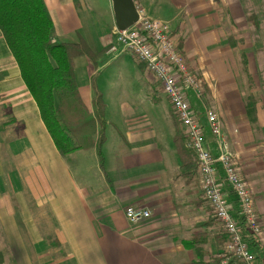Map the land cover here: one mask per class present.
Here are the masks:
<instances>
[{"label": "crops", "instance_id": "0c3cea01", "mask_svg": "<svg viewBox=\"0 0 264 264\" xmlns=\"http://www.w3.org/2000/svg\"><path fill=\"white\" fill-rule=\"evenodd\" d=\"M44 1L54 40L82 38L98 55L93 62L74 59V69L86 108L93 111V77L106 104L105 172L96 149L59 153L0 30V229L12 250L20 245L13 252L17 264H210L226 236L203 199L196 157L186 151L184 129L160 85L131 54L109 53L116 28L112 1L106 17L96 11L99 0ZM134 3L148 18L171 23L182 54L204 80L203 100L190 92L189 101L204 125L206 110L221 117L226 139L248 169L262 228L254 264H264V171L246 155L252 128L231 77L218 3ZM160 95L166 109L159 108ZM205 135L218 156L207 127ZM224 189L237 213L235 197ZM131 206L148 209L151 217L130 223L125 210Z\"/></svg>", "mask_w": 264, "mask_h": 264}, {"label": "built area", "instance_id": "2783aa9c", "mask_svg": "<svg viewBox=\"0 0 264 264\" xmlns=\"http://www.w3.org/2000/svg\"><path fill=\"white\" fill-rule=\"evenodd\" d=\"M139 21L131 28L114 31V43L109 53H128L142 62L148 74L158 83L169 101L171 110L185 132L189 149L197 160L199 184L203 199L226 236L221 252L223 264H254L255 255L241 232L238 216L250 232L262 234L256 210L255 196L250 183L242 174L238 157L226 139L217 114L206 110L203 116L192 108L190 92L202 100V85L192 75L188 65L176 51L171 27L163 21L150 19L139 13ZM206 127L214 139L218 156H214L205 135ZM224 187L235 197L238 212L234 213ZM128 221L139 224L151 217L143 207L131 206L125 210Z\"/></svg>", "mask_w": 264, "mask_h": 264}, {"label": "trees", "instance_id": "16d2710c", "mask_svg": "<svg viewBox=\"0 0 264 264\" xmlns=\"http://www.w3.org/2000/svg\"><path fill=\"white\" fill-rule=\"evenodd\" d=\"M0 30L59 153L69 156L78 151L96 149L100 168L105 172L102 149L106 142V104L93 77V111L86 108L74 69V59L86 57L93 62L98 55L83 39L77 43L54 40V24L44 0H0ZM241 57L245 73L252 80L247 57L244 53ZM245 110L250 124L256 128L258 102L253 95L245 98ZM186 151L195 156L193 150L188 148ZM238 221L244 239L252 250L259 251L258 237L239 216ZM3 263L0 252V264ZM210 264H223L221 256Z\"/></svg>", "mask_w": 264, "mask_h": 264}, {"label": "rangeland", "instance_id": "374dc122", "mask_svg": "<svg viewBox=\"0 0 264 264\" xmlns=\"http://www.w3.org/2000/svg\"><path fill=\"white\" fill-rule=\"evenodd\" d=\"M216 1L218 3L217 7L221 11L222 24L224 26L223 30L225 34L224 39L226 42H228V46H230V50H231L230 51L231 55L229 58L230 60L229 63L231 66L230 70L232 71L231 77L232 79L234 77V80L237 83L238 96L239 94L241 95L244 106H245V98L250 95H253L258 102V116H257L258 124L256 128H254L248 120V123L252 128V132H251L252 138H251V144H249L247 147L248 152L246 155L249 157L251 164H253L254 167L257 166L255 167L257 168V171L259 170V167L257 165L258 163L260 165V169L264 171V0H216ZM107 2H108L107 0H99V6L96 9V11L99 12L104 17H106V14L110 16V14L108 13L109 11L106 8ZM163 22H166L171 27L170 22L167 21H163ZM172 39L176 45L177 53L182 57V59L188 65L190 71L192 72V75L200 82L203 89L202 93L205 94L204 80L203 78H201L202 76L200 72L194 70L193 68H191V66H189L188 61L186 60V58L184 57V55L180 50V45H178L179 44L178 41H175L173 36ZM230 44H233L234 46H231ZM243 53L247 57L248 72L249 75L252 77L251 78L252 80H250L247 77V74L245 73L244 65L241 57ZM230 70L229 72H231ZM159 97L163 101V103L159 106V108L166 109L167 108L166 99L162 95H160ZM195 99L197 98L193 95L192 101L194 103V106H196L194 101ZM242 101L241 99H239V102L241 104ZM197 108L200 110L199 107ZM211 111L216 113L214 110ZM217 116L220 119L223 127V121L221 117L218 114ZM237 161L239 167L242 170V174L247 179L245 175L246 172H248V169H246L247 171L246 170L244 171V169H242L243 166L240 165L239 163V160ZM240 162H242V159L240 160ZM6 242H8L7 234L4 233V230L2 231L0 229V252L3 254L4 257L3 264H17L13 252L15 249H18L20 245H17L16 248L12 250V246L7 245ZM52 246L54 248V253L57 254L56 252L59 246H56L54 244H52ZM24 257L27 258L25 254ZM31 257H33L32 254ZM26 262L28 264L27 259Z\"/></svg>", "mask_w": 264, "mask_h": 264}, {"label": "water", "instance_id": "95a60500", "mask_svg": "<svg viewBox=\"0 0 264 264\" xmlns=\"http://www.w3.org/2000/svg\"><path fill=\"white\" fill-rule=\"evenodd\" d=\"M116 20V27L119 30H126L133 27L139 21V12L134 0H111Z\"/></svg>", "mask_w": 264, "mask_h": 264}]
</instances>
